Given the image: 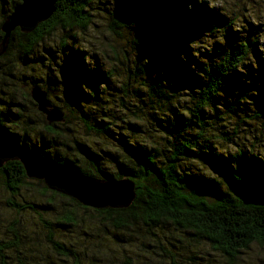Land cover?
I'll return each instance as SVG.
<instances>
[{"label":"trees","instance_id":"1","mask_svg":"<svg viewBox=\"0 0 264 264\" xmlns=\"http://www.w3.org/2000/svg\"><path fill=\"white\" fill-rule=\"evenodd\" d=\"M5 1L0 127L53 165L131 182L134 198L127 207H86L30 182L19 161H8L0 167V203L11 214L0 216V264H95L86 252L95 232L99 246L112 239L111 252L100 253L109 264H257L254 249L264 251L260 17L205 0H127L120 12L111 0H57L50 18L4 41L3 24L21 3ZM35 88L54 95L48 102L61 122L38 111ZM23 216L35 220L41 262L30 251L35 226ZM55 225L85 228L88 238L62 241Z\"/></svg>","mask_w":264,"mask_h":264},{"label":"water","instance_id":"2","mask_svg":"<svg viewBox=\"0 0 264 264\" xmlns=\"http://www.w3.org/2000/svg\"><path fill=\"white\" fill-rule=\"evenodd\" d=\"M56 2L57 0H21L3 24L4 41L15 28L23 32L30 31L50 18ZM31 97L48 123L62 121V114L50 106L44 92L35 88L31 91ZM11 160L22 164L27 177L43 181L48 189L74 198L86 207H127L134 198L131 182H103L81 176L65 166L53 165L11 140L0 127V167Z\"/></svg>","mask_w":264,"mask_h":264},{"label":"rangeland","instance_id":"3","mask_svg":"<svg viewBox=\"0 0 264 264\" xmlns=\"http://www.w3.org/2000/svg\"><path fill=\"white\" fill-rule=\"evenodd\" d=\"M111 1H112L114 6H117L116 9L118 10V12H120V10H124L125 9L124 6H127L129 4L127 2V0H111ZM205 1H207L208 4H210L214 7H218L221 10L228 12V13H231L232 11H237L239 13V11H241V13L244 16H247V18H249V19H254L258 16V17H260L261 23L263 24V27H264V0H205ZM0 7H4V8H6V10H8L9 6H8L7 1H5V0L1 1L0 0ZM128 15H130V13ZM239 15H240V13H239ZM102 23L104 24V22H102ZM90 34H92V32H90ZM126 35H129V34H126ZM48 99L47 100L50 102L55 101L53 94H51V97H48ZM27 178L30 180V182H32L34 184H37V182L40 181L37 179H31L29 177H27ZM1 197H3V196H2V192L0 190V201L3 202L2 201L3 198H1ZM2 208H3V205L0 203V216L9 218V216L11 215L10 212H7L6 209L3 210ZM38 209H40V208H36V210H38ZM89 216H91V215H89ZM23 217L24 218H22V220H24L26 218L30 222H32V224H29V225H34L33 222H35V220L33 219V217H31V216H23ZM54 229L56 232L55 236L57 237V239H60L62 241L66 240L70 243L77 242L78 244L81 245L82 244V238H84V239L88 238L85 235V233H81L84 230L86 231L85 228H84V230L82 229L79 231H73L72 229H70V230L68 229V231H66L65 228H60V227L55 225ZM91 233H93V232H91ZM96 234H97L96 232L93 234L95 237V240H96L94 246L92 247V249L86 250V252H90L93 250V253L96 255L95 264H101V263L109 264V263H107L108 260L106 259V257L100 255V253H103V252L108 253L109 251L111 252V250L114 248V245L112 243V239H110V241H108L109 237H107V240H105L106 247L99 246L100 244L97 241L98 237L95 236ZM28 236H31L32 238L36 239V241H34V244L38 243V245L36 246L37 250L30 249L31 254H32V259L34 260V262H37V261L41 262L42 261L41 258H43V256H42L43 250H42V248L40 250L39 232H38L37 226H35L33 228L32 233H30V231H29ZM74 246L76 247L79 245L74 244ZM134 250H136L137 255L141 254L137 249H134ZM80 252L83 254L82 249H80ZM132 258L135 261H139L141 259H144L141 256H135V255H133ZM252 259L257 264H260L259 263L260 260L264 261V251L254 249V252L252 253ZM59 263H58V260H54V262H53V264H59Z\"/></svg>","mask_w":264,"mask_h":264},{"label":"bare ground","instance_id":"4","mask_svg":"<svg viewBox=\"0 0 264 264\" xmlns=\"http://www.w3.org/2000/svg\"><path fill=\"white\" fill-rule=\"evenodd\" d=\"M45 92V91H44Z\"/></svg>","mask_w":264,"mask_h":264}]
</instances>
